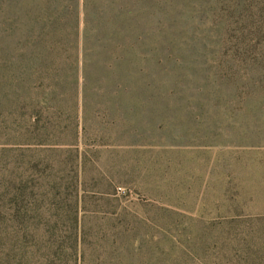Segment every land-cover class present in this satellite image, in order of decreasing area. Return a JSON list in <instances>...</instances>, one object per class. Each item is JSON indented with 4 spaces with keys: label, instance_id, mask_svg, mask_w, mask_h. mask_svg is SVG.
Instances as JSON below:
<instances>
[{
    "label": "rangeland",
    "instance_id": "374dc122",
    "mask_svg": "<svg viewBox=\"0 0 264 264\" xmlns=\"http://www.w3.org/2000/svg\"><path fill=\"white\" fill-rule=\"evenodd\" d=\"M161 1L85 60L0 0V264H264V0Z\"/></svg>",
    "mask_w": 264,
    "mask_h": 264
},
{
    "label": "trees",
    "instance_id": "16d2710c",
    "mask_svg": "<svg viewBox=\"0 0 264 264\" xmlns=\"http://www.w3.org/2000/svg\"><path fill=\"white\" fill-rule=\"evenodd\" d=\"M14 4L16 0H6ZM161 0H33V33L37 44L68 47L69 55L83 47L85 60L95 47L113 59L128 57L133 31L144 27V17L161 12ZM84 27L81 30V22ZM51 45V46H50ZM113 48L112 51H108ZM126 51V52H124ZM53 53L50 55L52 56ZM78 227V220L72 224ZM75 242V241H74ZM76 253V262L79 254Z\"/></svg>",
    "mask_w": 264,
    "mask_h": 264
}]
</instances>
